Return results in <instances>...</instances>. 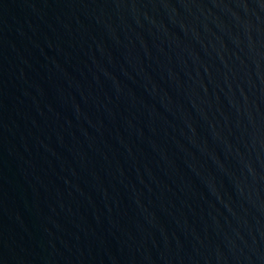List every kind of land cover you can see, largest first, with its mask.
Returning a JSON list of instances; mask_svg holds the SVG:
<instances>
[{"label":"water","instance_id":"obj_1","mask_svg":"<svg viewBox=\"0 0 264 264\" xmlns=\"http://www.w3.org/2000/svg\"><path fill=\"white\" fill-rule=\"evenodd\" d=\"M0 264H264V0H0Z\"/></svg>","mask_w":264,"mask_h":264}]
</instances>
